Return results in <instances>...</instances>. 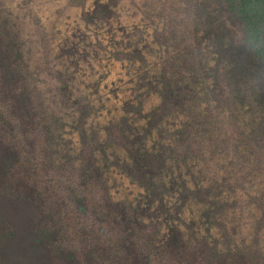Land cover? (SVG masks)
Segmentation results:
<instances>
[{
	"label": "trees",
	"instance_id": "1",
	"mask_svg": "<svg viewBox=\"0 0 264 264\" xmlns=\"http://www.w3.org/2000/svg\"><path fill=\"white\" fill-rule=\"evenodd\" d=\"M230 1L242 25L214 0H0V160L53 255L264 264V105L233 80L264 0Z\"/></svg>",
	"mask_w": 264,
	"mask_h": 264
},
{
	"label": "rangeland",
	"instance_id": "2",
	"mask_svg": "<svg viewBox=\"0 0 264 264\" xmlns=\"http://www.w3.org/2000/svg\"><path fill=\"white\" fill-rule=\"evenodd\" d=\"M218 17H225L235 26L242 25L239 7L234 1L214 0ZM75 24L79 21L74 20ZM75 31H72V34ZM75 38V37H74ZM250 42L247 51L250 52ZM264 50V35L259 39ZM245 46L243 47L244 50ZM7 55V53L5 54ZM262 58L253 60L238 53L239 65L233 75L235 84L253 88L256 104L264 105V52ZM5 61L10 59L3 56ZM1 155V149H0ZM13 155L0 160V240L3 264H73L65 255H53L50 249L51 237L36 228L37 214L30 200L13 197L9 193L6 173L13 162Z\"/></svg>",
	"mask_w": 264,
	"mask_h": 264
}]
</instances>
